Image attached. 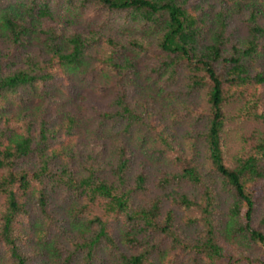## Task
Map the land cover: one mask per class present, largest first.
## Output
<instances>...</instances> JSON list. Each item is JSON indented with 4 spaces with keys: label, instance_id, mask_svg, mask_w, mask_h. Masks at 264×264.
<instances>
[{
    "label": "trees",
    "instance_id": "obj_1",
    "mask_svg": "<svg viewBox=\"0 0 264 264\" xmlns=\"http://www.w3.org/2000/svg\"><path fill=\"white\" fill-rule=\"evenodd\" d=\"M0 264H264V0H0Z\"/></svg>",
    "mask_w": 264,
    "mask_h": 264
},
{
    "label": "rangeland",
    "instance_id": "obj_2",
    "mask_svg": "<svg viewBox=\"0 0 264 264\" xmlns=\"http://www.w3.org/2000/svg\"><path fill=\"white\" fill-rule=\"evenodd\" d=\"M102 91V90H101Z\"/></svg>",
    "mask_w": 264,
    "mask_h": 264
}]
</instances>
